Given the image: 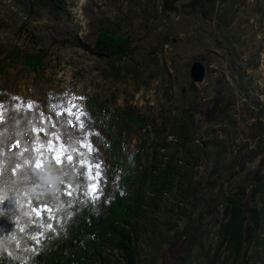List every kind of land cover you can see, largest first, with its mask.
<instances>
[{
  "label": "trees",
  "instance_id": "1",
  "mask_svg": "<svg viewBox=\"0 0 264 264\" xmlns=\"http://www.w3.org/2000/svg\"><path fill=\"white\" fill-rule=\"evenodd\" d=\"M226 1L193 0L197 14L208 20L214 18L224 29H229L233 15L230 16L231 22L224 20L218 9V5L228 3ZM26 4L30 10L40 7L60 12L67 10V0H26ZM93 49L94 56L110 67L113 63L122 64L125 59H130L132 52L129 37L120 34L110 24L102 26ZM229 57L230 77L239 82L236 81V93L245 102L247 118L242 113L235 114L234 96L221 91L207 99L203 108L199 103L201 97L197 84L191 82L190 107L183 110L181 119L173 117L169 125L162 124L163 137L150 148V157L145 160L137 152L130 153L127 144L132 135L155 127V121L129 109L110 113L97 102L87 100L85 107L96 108L99 117L83 119L91 126L90 130L97 128L102 133L91 138L96 149L91 156L86 149L79 150L88 159L101 164L106 177L101 180L104 195L95 201L77 192L72 197L62 195L60 201H54L60 205L59 210L45 213V219L39 222L41 227L37 228L32 223L34 216L26 213H31L35 194L42 193L44 198L53 196L55 189L60 187L59 180L55 174L46 176L36 169L23 168L20 175L11 177L17 182L15 185L6 176L0 182V195L14 196L16 203L0 205V264H162L163 252L174 246L175 241L177 245L181 244V249L172 264H191L200 255L203 259L210 257L208 264H264V122L261 120L264 118L263 115L255 117L254 112L249 111L263 108L248 104L247 100L252 101L254 97L246 86L245 67H242L237 47L232 48ZM39 66L35 62L32 64L34 69ZM120 70L127 74L136 73L132 66L124 65L117 72ZM4 96V104L10 107L15 103L10 95ZM39 110L38 105L35 113L26 115L35 116ZM13 114L9 112V115ZM199 114L205 123L228 127L231 132L238 131L239 137L249 131L250 138L243 135L244 142L236 145V136L227 132L226 139L205 140L201 137L198 141L194 139V119ZM238 114L243 129L236 119ZM67 119L72 118L67 115L52 117L60 131L64 130L63 122ZM38 126L55 131L51 124ZM5 128L14 138H21L15 133L25 132L24 123L14 129L0 126V131ZM31 136L28 126L22 141ZM4 150L7 151L6 147ZM24 155L26 157L29 153ZM209 156L212 168L205 174L199 173L202 162ZM257 158L260 163L249 185L253 206L247 207L245 187L237 182L236 177L246 164ZM103 159L105 165L101 162ZM0 161L9 165L7 156H0ZM22 161L23 157L15 160ZM26 170L37 172L39 187L20 180ZM48 180L53 182L52 188L48 187ZM225 184L229 188L226 192L223 189ZM218 186L220 198L212 194V191L217 192ZM61 201L73 203L62 204ZM8 207L12 208L11 212ZM211 214L213 227L206 230V218ZM47 224L52 228L48 229ZM39 232H43L41 243L34 238ZM212 232H215L217 241L215 246L209 243ZM205 241L208 244L205 245ZM204 250L205 257L202 256Z\"/></svg>",
  "mask_w": 264,
  "mask_h": 264
},
{
  "label": "rangeland",
  "instance_id": "2",
  "mask_svg": "<svg viewBox=\"0 0 264 264\" xmlns=\"http://www.w3.org/2000/svg\"><path fill=\"white\" fill-rule=\"evenodd\" d=\"M226 2L218 9L224 20L231 22L233 15L229 29L214 18L208 20L197 14L193 0H67L66 12L41 7L30 10L26 0H0V103H4V95L17 96L25 104L32 101L39 105V112L53 118L56 115L50 105L67 106L69 101L87 113L85 118L99 117L96 108L85 107L87 100L97 102L110 113L129 109L156 123L145 133L132 135L127 144L130 153L137 152L145 160L150 157V148L163 137L162 124L169 125L173 117L181 119L183 110L190 107L189 69L195 61L206 68L203 82L196 86L200 105L205 108L206 100L221 91L234 96L235 114L242 113L247 118L245 102L236 93L239 82L230 77L229 70V52L237 47L245 67L246 86L254 97L247 100L248 104L263 108L249 111L264 118V0ZM108 24L127 35L132 48L130 59L111 67L97 59L93 49L96 35ZM34 62L40 65L36 69L32 68ZM124 65L134 67L136 73L117 72ZM240 120L239 127L243 129ZM194 126V139L198 141L201 137L226 139L229 132L236 136L235 144L241 145L243 135L248 137L250 133L245 131L239 137L238 131L205 123L200 114ZM91 132L102 133L97 128ZM259 161L257 158L246 164L236 177L245 187L247 207L253 206L249 185ZM101 162L106 164L104 159ZM212 164L209 156L199 173L210 171ZM226 185L225 192L229 190ZM219 190L220 186L212 194L220 198ZM213 219L212 214L206 218V230L212 229ZM214 234L209 236L212 246L217 242ZM173 244L163 252L162 264L176 260L181 244ZM204 253L205 250L203 257ZM208 258L197 256L191 264H208Z\"/></svg>",
  "mask_w": 264,
  "mask_h": 264
},
{
  "label": "snow or ice",
  "instance_id": "3",
  "mask_svg": "<svg viewBox=\"0 0 264 264\" xmlns=\"http://www.w3.org/2000/svg\"><path fill=\"white\" fill-rule=\"evenodd\" d=\"M10 99L16 103L10 107L4 103H0V126H8L16 128L19 124H25V132L8 135L7 128L0 131V156H7L9 165L5 166L0 161V182L8 177L12 184H16L11 177L20 175V170L36 169L43 172L46 176L55 174L59 180L60 187L55 189V194L50 197H43L42 193H37L34 196L35 203L31 205V213L26 215L34 216L32 223L35 227H41L40 221L45 219L44 214L59 210L60 205L54 201H60L62 195L69 197L73 196L74 192L82 193L89 197L92 201L98 200L101 195H104V189L101 185V180L106 179L101 168V164L94 160L88 159V156L96 151L93 147V142L90 137L98 135L92 133L91 126L83 119L87 113L76 104L68 102L67 106L50 105V109L55 112L56 117H73L67 119L64 123V130L57 129V124L52 121L51 116H46L40 111L35 116H27L26 113H35L38 105L29 101L26 104L17 96H11ZM77 99H83L77 97ZM75 109V111H73ZM9 112L14 113L9 115ZM51 124V128L55 131H49L48 128L38 126ZM28 126L32 136L27 141H22V137L27 133ZM47 137L43 140L41 137ZM7 149L5 151L4 149ZM86 149L88 156L80 152L79 149ZM25 153H29L25 157ZM11 154V155H9ZM17 157H23L22 163L15 162ZM79 157H84L80 159ZM99 159V158H97ZM22 182L31 184L33 187L40 186V179L37 172L25 171L20 176ZM49 188L53 187L51 180L46 181ZM78 202V201H76ZM14 196L0 195V205H15ZM62 204L71 205L73 201H61ZM11 212L12 208L8 207ZM74 211V209H73ZM48 229L52 228L51 224H47ZM37 243H41L43 232L34 234Z\"/></svg>",
  "mask_w": 264,
  "mask_h": 264
},
{
  "label": "water",
  "instance_id": "4",
  "mask_svg": "<svg viewBox=\"0 0 264 264\" xmlns=\"http://www.w3.org/2000/svg\"><path fill=\"white\" fill-rule=\"evenodd\" d=\"M206 74L205 66L199 62L195 61L191 64L189 69L190 80L194 84H200L203 82Z\"/></svg>",
  "mask_w": 264,
  "mask_h": 264
}]
</instances>
